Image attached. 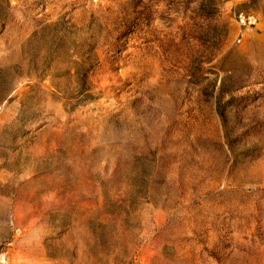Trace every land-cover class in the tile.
<instances>
[{"label": "rangeland", "instance_id": "obj_1", "mask_svg": "<svg viewBox=\"0 0 264 264\" xmlns=\"http://www.w3.org/2000/svg\"><path fill=\"white\" fill-rule=\"evenodd\" d=\"M1 248L264 264V0H0Z\"/></svg>", "mask_w": 264, "mask_h": 264}, {"label": "built area", "instance_id": "obj_2", "mask_svg": "<svg viewBox=\"0 0 264 264\" xmlns=\"http://www.w3.org/2000/svg\"><path fill=\"white\" fill-rule=\"evenodd\" d=\"M237 20H238L239 24H241V25L252 24L251 17L248 15H245L243 13H239L237 15ZM7 254H8L7 249H5V248L0 249V264H7V261H8Z\"/></svg>", "mask_w": 264, "mask_h": 264}]
</instances>
